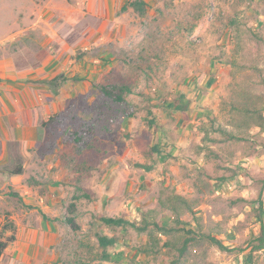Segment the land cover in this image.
I'll return each mask as SVG.
<instances>
[{
  "label": "rangeland",
  "instance_id": "374dc122",
  "mask_svg": "<svg viewBox=\"0 0 264 264\" xmlns=\"http://www.w3.org/2000/svg\"><path fill=\"white\" fill-rule=\"evenodd\" d=\"M134 1H145V12L132 7ZM66 2L0 0V42L10 29L7 22L14 26L23 18L39 17L25 12L34 4L45 9L46 22L71 19L79 29L87 26L95 32L91 48L80 47L76 54L78 61L90 57L93 73L74 77L81 87L72 114H55L51 124L41 126L39 148L62 163L59 190L66 195L56 246L61 261L50 264H170L168 251L155 257L138 251L147 242L145 234L131 228L112 231L99 220L124 216L139 222L141 209L159 208L167 187L199 201L194 213L183 216L185 221L195 226L199 217L206 231L221 224L224 243L235 249L204 244L188 264H264V249L253 250L262 233L258 201L260 195L264 198V131L253 128L245 141L213 145L219 157L196 155L203 137L198 126L209 118L226 122L229 107L224 102L235 97L234 91L237 100L264 110V0H126L105 28L106 18L92 15L83 0L70 3L71 14L62 9L69 8ZM236 13L240 24L231 27ZM192 27L197 28L190 31ZM238 44L240 69L234 79L230 61ZM118 84H130L136 91L126 104L115 103L102 91ZM151 120L155 124L150 127ZM43 128L49 129L48 139ZM156 145L162 154L153 151ZM74 195L81 196L75 213L79 231L66 222ZM35 200L30 210L40 215ZM20 202L0 199V210ZM172 219L166 211L160 217L168 224ZM7 223L12 219L7 217L0 227ZM5 232L0 240L11 233ZM99 234L119 239L108 250L110 261L99 259Z\"/></svg>",
  "mask_w": 264,
  "mask_h": 264
},
{
  "label": "crops",
  "instance_id": "0c3cea01",
  "mask_svg": "<svg viewBox=\"0 0 264 264\" xmlns=\"http://www.w3.org/2000/svg\"><path fill=\"white\" fill-rule=\"evenodd\" d=\"M68 2L69 8L62 9L71 14L73 5ZM83 3L95 17L106 18L101 25L105 28L110 26L112 12L126 0ZM44 10L34 4L25 12H37V19L23 18L14 26L7 22L10 29L0 42V199H22L19 206L0 210V225L11 218L16 236L0 264L61 261L56 246L61 241V204L66 198L59 190L62 163L51 160L48 151L39 148L41 126L55 114H72L81 87L74 77L82 79L93 73L87 62L90 57L78 61L76 54L80 47L91 48L95 32L87 26L79 29L71 19L46 22ZM43 131L48 139L49 129ZM33 200L42 214L30 210Z\"/></svg>",
  "mask_w": 264,
  "mask_h": 264
},
{
  "label": "trees",
  "instance_id": "16d2710c",
  "mask_svg": "<svg viewBox=\"0 0 264 264\" xmlns=\"http://www.w3.org/2000/svg\"><path fill=\"white\" fill-rule=\"evenodd\" d=\"M68 1L71 2L72 0ZM131 5L141 13L145 12L147 7L145 1H134ZM126 9L127 8L124 7V10ZM239 18V13H236V15L229 20V25L234 27L237 24H240ZM196 28L197 27H192L190 31H193ZM240 51L241 45L238 44L235 53L231 56L230 65L233 70L232 77L234 79L236 77L235 70L238 71L240 69ZM148 71V75L151 76V74H153V66L150 67ZM102 91L105 96L118 104H126L127 96L136 93L130 84L106 86L102 87ZM234 94L235 97L224 102V104L229 107L226 122H222L218 118H209L207 122H201L198 126L199 131L203 134L201 144L196 148V155L199 157H219L217 151L213 148V145L222 142L245 141L250 130L253 128H259L261 131H264V110L260 107L243 103L239 99L237 100L238 91H234ZM239 97L243 99L244 94H240ZM148 100L151 104L152 100L150 98H148ZM148 113L153 115L152 110H149ZM53 120L54 117L44 124L49 125ZM154 124L155 122L153 120L149 121L150 127ZM153 151L162 154L159 145L154 146ZM137 166L146 170H151L152 168L142 164H138ZM21 171L22 170H19L18 172ZM84 196L90 198L88 194H84ZM80 198L81 196L74 195L72 201L68 205L70 215L66 217V222L74 231L80 230V226L75 217L78 205L77 201ZM158 201L159 208L149 210L141 209L139 222L129 220L124 216H102L99 220L105 225V227L112 231L116 229L128 230L131 228L140 234H145L147 242L140 245L138 251L142 255L149 257L158 256L164 250L168 251L172 254L170 264H188L191 260V256L196 252V248L202 247L204 244L211 247H218L222 251L235 250L230 249L224 243L223 236L226 232H224L221 224H217L210 228L209 231H206L199 217H195V221L197 222L195 226L183 219V216L186 213H194V210L199 203L197 199H188L177 193L175 189L167 187L161 192ZM258 203L260 210L258 222L262 224V233L257 239L258 244L253 247L254 251L264 249V198L261 195ZM164 211L170 212L173 215V219L169 224L160 220ZM43 216L46 218L45 215ZM5 231H11V233L6 240H0V257L3 255L9 244L16 240L14 223L5 224L0 231V235L6 233ZM96 237L98 240V247L102 250L99 259L101 261H110L112 255L108 250L109 248H114L118 244V237L115 235L111 237L106 234H99L96 235ZM239 251L245 252L246 250L240 249ZM250 256L252 257V255ZM143 264L151 263L145 262Z\"/></svg>",
  "mask_w": 264,
  "mask_h": 264
}]
</instances>
